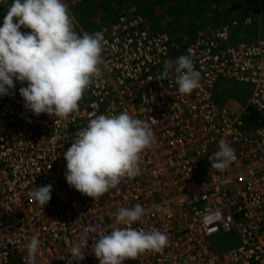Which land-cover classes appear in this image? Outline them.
<instances>
[{
	"label": "built area",
	"instance_id": "1",
	"mask_svg": "<svg viewBox=\"0 0 264 264\" xmlns=\"http://www.w3.org/2000/svg\"><path fill=\"white\" fill-rule=\"evenodd\" d=\"M82 1L64 0L75 29L71 8ZM236 29L252 39L234 41ZM97 31L106 41L102 74L68 120L35 116L16 89L0 96V264H30L26 238L37 233L35 264H77L70 252L77 243L85 253L78 264H99L95 232L124 227L115 215L137 204L145 216L132 227L161 231L169 244L123 264H264V24L248 16L207 24L182 43L144 16L121 12L90 34ZM181 55H190L200 73L190 95L175 83ZM166 61L173 68L164 77ZM220 77L252 87L244 105L216 99ZM251 110L256 126L244 119ZM122 111L150 124L153 144L140 154V173L96 201L67 183L64 152L91 119ZM221 140L236 156L223 172L212 167ZM48 184L51 199L42 210L30 193ZM231 231L239 243L213 249L210 238Z\"/></svg>",
	"mask_w": 264,
	"mask_h": 264
},
{
	"label": "clouds",
	"instance_id": "2",
	"mask_svg": "<svg viewBox=\"0 0 264 264\" xmlns=\"http://www.w3.org/2000/svg\"><path fill=\"white\" fill-rule=\"evenodd\" d=\"M259 8L263 10L264 5ZM22 26L31 31L22 32ZM105 43L101 31L91 34L75 31L64 0H12L0 26V96L9 95L16 87L15 82L26 83L19 88L26 109L35 116L44 113L55 121L68 120L79 111L86 89L102 74ZM171 68L173 63L166 61L164 77ZM174 71L180 94L190 95L199 87L200 73L190 55L179 56ZM153 139L150 124L127 111L98 115L78 132L64 152L66 181L81 194L100 200L122 178L132 179L140 173V154L151 148ZM235 159V150L221 140L212 167L223 172ZM51 193L52 185L48 184L35 187L30 195L43 210ZM144 216L145 209L139 204L121 207L115 215V224L124 227L95 232L98 238H92V253L99 264H123L145 252H163L169 244L165 233L132 227ZM26 239L28 259L35 264L42 242L38 233ZM70 252L77 264L85 258L79 243L72 245Z\"/></svg>",
	"mask_w": 264,
	"mask_h": 264
},
{
	"label": "trees",
	"instance_id": "3",
	"mask_svg": "<svg viewBox=\"0 0 264 264\" xmlns=\"http://www.w3.org/2000/svg\"><path fill=\"white\" fill-rule=\"evenodd\" d=\"M84 1H88V0H84ZM127 1L128 0H102V3L104 4L103 9H106V8L113 9L111 11V14L107 16L109 20H106V22H112L113 20H115L118 14H120V11L122 10L123 6L129 7L131 5L136 4L137 9L135 10L136 11L135 13L137 15H141V16L151 19L150 21H151L153 28H155L158 32H164L165 31L164 27L160 26L159 24L160 20L155 19V16L157 15L156 12L158 11V9L157 8L154 9V7L156 6L155 2H158V7L161 9L159 12L160 14L159 16L162 17V21L167 22L170 18L171 23L170 25H168V27L173 30V35L172 34L170 35L172 36L175 35L176 39L179 42H182V43L184 42L183 40L184 36H182V33L180 32L181 25L176 23L179 21L178 13H177L179 6H177L178 3L174 5L173 1H177V0H161V1H158V0H129L128 2ZM251 2H253V0H232L230 2L227 0H224L223 2H221L220 15L217 13H207L208 19H209L208 21L210 22H205L203 25L208 24V23L213 24V25L214 24L220 25V24L228 23L232 19L244 18L251 11L259 7L256 1L252 4ZM11 3L12 2L7 3L6 7H3L4 5L3 6L0 5V26H2L3 24V19H4V16L6 15V9L8 6L11 5ZM88 3L91 4V1L89 0ZM203 4L205 7H207V5H205L206 4L205 2H203ZM113 5H115V7L118 10H115ZM165 5L167 6V9L164 11L163 7ZM82 6L83 7H80V8H77V7L73 8L74 17L77 19V21L81 25V28L84 31L86 32L95 31L97 29V26H95L94 12L89 14L88 11L86 10V7H84V5ZM232 12H238V14H236V16L234 15V18L231 19V17H233L230 15ZM221 13L223 14L221 15ZM101 16H102V20H104L106 17V16H103V14H101ZM76 32L80 34L78 30H76ZM24 86H26V83L21 84L20 82L17 81L15 89L19 92V88L24 87ZM214 95L216 99L219 100L220 102H222V100L224 101L225 99L230 98L229 94H224V92L214 91ZM234 98L238 102L243 104L241 97H234ZM257 117H258L257 113L254 110L253 111L251 110L250 116L248 117L245 116L244 119L247 122H249L251 126H256L260 122ZM224 236H227V237H224ZM214 238H217V242L216 243L211 242V243H212L213 249L217 251H223L231 247H234L236 243V238L234 236H230L229 233L219 234V235H216Z\"/></svg>",
	"mask_w": 264,
	"mask_h": 264
},
{
	"label": "rangeland",
	"instance_id": "4",
	"mask_svg": "<svg viewBox=\"0 0 264 264\" xmlns=\"http://www.w3.org/2000/svg\"><path fill=\"white\" fill-rule=\"evenodd\" d=\"M88 1L83 0L82 2H80L79 4H77L71 8V13H72L73 17H74V14H73L74 9L73 8H76V7L80 8V7H83L82 5H84V7H86V10L88 11L89 14L94 12L95 26H97V28H98V25H100V24L109 23V22H106V20H109V18L107 16L111 14V11L113 9L112 8L103 9L104 4L102 3V0H90L91 4H89ZM158 1H161V0H158ZM223 1L224 0H203V1L202 0H184V1L183 0H177V1H173L174 5L176 3H178L177 6H179V9L177 10L179 21L176 23L181 25L180 32L182 33V36H184L183 40L185 42L187 40H189L190 38H192L194 36L195 32L199 28L204 26L203 24L205 22H210V21H208L209 19H208L207 13H217L220 15V6H221V2H223ZM227 1L230 2L232 0H227ZM255 1L257 2L258 6H260L259 0H253V2H251V4L254 3ZM203 2L206 3L205 5H207V7L204 6ZM155 5L156 6L154 7V9H156V8L158 9V11L156 12L157 15L155 16V19L160 20L159 24H160V26L164 27V29H165L164 32H167L168 34L173 35V30L168 27V25H170V23H171L170 18L167 22L162 21V17L159 16L160 15L159 12L161 9L158 7V2H155ZM113 7L115 8V10H118L115 7V5H113ZM136 9H137L136 4L131 5L129 7L123 6L120 13L121 12L122 13L129 12L130 14L136 15V13H135ZM166 9H167V6L165 5L163 7V10L165 11ZM262 9L263 10L260 11V8L258 7L257 9H254L253 11H251L246 16L250 17L255 22L261 21V23L264 24V8H262ZM6 11H7V9H6ZM101 14H103V16H106L104 20H102ZM222 14L223 13H221V15ZM236 14H238V12H232L230 14L231 16H233V17H231V19L234 18V15L236 16ZM145 18H147V17H145ZM74 19L76 22L75 31L78 30L80 32V34L86 32L81 28V25L79 24V22L77 21V19L75 17H74ZM147 19L151 23V21H150L151 19H149V18H147ZM208 24H210V23H208ZM205 25H207V24H205ZM239 31H240V29L235 30L234 41L245 40V39H247L246 41H250L252 39L251 33L249 34V32H246V31L243 33H238ZM88 33H90V32H88ZM251 88L252 87L248 84H240V83H236V82H232V81H226V79L220 77L215 84L214 91L224 92V94H229V97H231V98L241 97V100H242L243 105H244L248 100V97H249L250 92H251ZM222 102H223V100H222ZM222 102H220V103H222ZM229 234H230V236H234L236 238V243H235V246H236L239 243L237 233L235 231H231ZM214 237L215 236L210 238L212 243L217 242V238H214ZM224 237H227V236H224Z\"/></svg>",
	"mask_w": 264,
	"mask_h": 264
},
{
	"label": "crops",
	"instance_id": "5",
	"mask_svg": "<svg viewBox=\"0 0 264 264\" xmlns=\"http://www.w3.org/2000/svg\"><path fill=\"white\" fill-rule=\"evenodd\" d=\"M0 5H3L2 3H0ZM243 32H245L244 30H240L238 33H243ZM246 32H248V31H246ZM251 32H249V34H250ZM252 34V33H251Z\"/></svg>",
	"mask_w": 264,
	"mask_h": 264
}]
</instances>
